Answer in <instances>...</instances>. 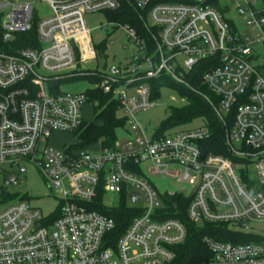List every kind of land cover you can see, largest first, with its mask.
I'll list each match as a JSON object with an SVG mask.
<instances>
[{"label":"built area","instance_id":"1","mask_svg":"<svg viewBox=\"0 0 264 264\" xmlns=\"http://www.w3.org/2000/svg\"><path fill=\"white\" fill-rule=\"evenodd\" d=\"M34 1L0 3V196L30 168L59 201L44 215L25 200L0 198V264H170L173 248L186 239L183 224L167 217L176 197L188 200L192 224H222L255 238L205 236L210 258L202 264H264V235L245 231L264 223V72L253 56L254 46L264 45V0H229L251 36L235 33L213 0H132L148 39L118 26L134 51L122 66L102 71L83 67L101 59L84 15L116 11L123 0H42L51 9L43 20L34 19ZM202 61L208 63L202 84L216 97L208 103L223 124L227 156L205 153L210 132L203 122L111 148L44 145L53 133L74 136L87 124L83 107L90 104L94 113L98 107L89 90L116 100L126 121L153 106L149 81L166 74L187 86L182 74ZM84 75L98 82L83 93L60 90ZM128 125L127 134L140 132L133 121ZM106 194L133 211L116 239L113 220L93 209L99 195L110 209Z\"/></svg>","mask_w":264,"mask_h":264},{"label":"trees","instance_id":"2","mask_svg":"<svg viewBox=\"0 0 264 264\" xmlns=\"http://www.w3.org/2000/svg\"><path fill=\"white\" fill-rule=\"evenodd\" d=\"M212 2H214L215 6L217 5L215 0ZM104 14L109 24L113 23L116 27L128 25L134 28L139 36L145 40L148 39L143 22L139 18V12L134 7L132 0H123L118 10L112 12L106 11ZM21 46L27 47L25 44ZM95 49L102 58L106 50V41L103 40L99 46H95ZM207 65V61H202L189 73L182 74V78L187 86L176 83L166 74H161L156 80L149 81L153 91V101L159 98L161 88L168 87L175 90L185 102V105L181 108H170L168 110L167 120L154 133V137H161L165 132L175 127L190 123L195 119H201L210 132V137L204 145L205 153L227 156L223 140V124L216 116L205 96H208L213 102L216 101V97L205 88L201 80L202 75L207 69ZM259 70L264 72L262 71L264 68H259ZM76 79H84L91 85L98 82L96 76L84 75L72 80ZM86 94L91 102L98 103V107L94 109V121L83 124L74 134L77 140L74 147L81 149L98 143L103 148H111L116 141L115 130L122 128L125 122L124 118L118 116V103L97 89L89 90ZM231 121L230 119L228 126L232 124ZM1 199L3 202L16 201L10 195L3 196ZM20 200L25 199L20 198ZM173 202H176V208H171L167 217L177 219L183 224L186 230V239L184 243L173 248L175 257L170 264H202L208 261L210 254L203 243V237L205 236L220 242H249L255 239L250 235L236 234L230 231L226 225L222 224L202 223L194 225L187 219L185 214L188 200L183 197H176L173 199ZM93 209L100 211L113 220L115 224L113 232L115 239L123 232L133 216L132 209L126 205L124 200H121L116 208H104L102 206V196L100 195L95 199Z\"/></svg>","mask_w":264,"mask_h":264},{"label":"rangeland","instance_id":"3","mask_svg":"<svg viewBox=\"0 0 264 264\" xmlns=\"http://www.w3.org/2000/svg\"><path fill=\"white\" fill-rule=\"evenodd\" d=\"M29 0H8L9 4H17L27 2ZM3 0H0L2 3ZM219 9L223 12L225 19L230 23L234 32L240 36H251L252 32L247 26L246 21L238 15L233 9V3L229 0H216ZM34 19L43 20L51 16V9L48 3L42 0L33 2ZM5 11V10H4ZM84 21L87 30L89 31L92 44L99 46L103 40L106 41V50L104 56L98 59L95 64L89 63L83 65L85 70H99L111 66L118 67L125 64L134 51L132 44H129L124 30L121 27H116L107 22L104 13H94L84 15ZM125 47V48H124ZM253 56L256 57L254 64L260 69L264 68V45H256L253 48ZM264 71V70H262ZM183 81L184 79L181 78ZM185 82V81H184ZM91 89V84L84 79H76L65 81L60 85V90L67 94H78L86 92ZM206 100L213 102L208 96ZM185 105L184 100L178 93L168 87H163L159 91V98L153 101V106L146 111L137 112L132 117L127 118L122 128L115 130V140L119 144H123L132 138H151L159 129L161 124L168 118V110L170 108H181ZM82 119L87 124L94 121V112L90 104H86L82 109ZM122 114L119 112L118 116ZM128 121H133L140 132L137 134H127L125 131H130ZM202 125L201 119H195L190 123L175 127L170 131L176 132L180 130L193 129ZM77 143L76 138L71 134L53 133L47 142L49 148L56 151H61L64 146L68 147ZM238 148V144L234 145ZM94 148V147H93ZM95 149V148H94ZM254 173L251 170L249 176L253 177ZM3 176L0 174V184ZM22 183L17 186H10L5 190V195H10L15 200L24 198L31 206L38 208L44 215H49L55 212L58 207L59 197L50 193L45 181L38 176L32 169L28 168L26 175L21 178ZM163 184L158 186L162 189ZM1 198V196H0ZM11 202V201H10ZM5 203H9L5 202ZM103 204L109 208H116L118 206L117 198L112 194L103 196ZM246 232L255 235H264V223H256L245 230Z\"/></svg>","mask_w":264,"mask_h":264}]
</instances>
